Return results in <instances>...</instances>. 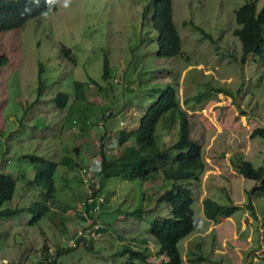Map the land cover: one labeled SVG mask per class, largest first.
Returning a JSON list of instances; mask_svg holds the SVG:
<instances>
[{"label":"rangeland","instance_id":"374dc122","mask_svg":"<svg viewBox=\"0 0 264 264\" xmlns=\"http://www.w3.org/2000/svg\"><path fill=\"white\" fill-rule=\"evenodd\" d=\"M152 1L68 0L65 5L57 0L56 9L0 31V175H11L16 183L13 197L0 210L23 208L0 216V256L12 263L51 264L57 250L68 244L62 237L69 238L84 220L78 166L59 164L53 177L55 199L48 202L55 214L29 223L27 207L40 199L41 189L26 184L34 170L23 156L53 161L66 156L75 165L86 164L92 146L99 159V136L105 132L103 142L110 144L121 128L138 127L148 107L171 85L178 89L190 136L202 146L205 161L198 181L179 182L192 191L196 223L178 243L182 264H264V195L252 192L258 182L232 167L236 159L264 166V137L250 136L264 127V58L249 55L242 63L241 43L233 34L239 27L235 10L246 0H172L181 51L171 58L157 56ZM250 1L257 11L264 6V0ZM59 93L68 96L63 108L53 100ZM170 115L165 113L156 129V141L163 146L178 137V116L173 127L162 125ZM172 183L160 171L153 178L107 179L97 216L103 228L93 249L77 247L54 264H126L125 246L147 248L157 259L150 222L170 216L159 197ZM204 198L237 210L215 223L204 216ZM139 207L140 215L134 212ZM196 244L203 259L189 263Z\"/></svg>","mask_w":264,"mask_h":264},{"label":"trees","instance_id":"16d2710c","mask_svg":"<svg viewBox=\"0 0 264 264\" xmlns=\"http://www.w3.org/2000/svg\"><path fill=\"white\" fill-rule=\"evenodd\" d=\"M152 2V26L157 33V56L175 57L180 54L181 39L173 22L172 0H153ZM56 4L57 0H0V31L17 29L23 26L27 20L56 9ZM146 12L147 8L144 9L143 14L145 15ZM235 20L239 27L233 30V34L241 43V62L244 63L249 55L263 59L264 6L257 11L256 5L252 1L246 0L235 10ZM61 51L69 53V49H65V47H62ZM0 60L2 61V58ZM103 77H108L107 58L104 61ZM76 85L83 86L81 82H76ZM53 100L63 108L68 96L65 93H59ZM167 112H170L171 119L162 121V125L168 129L173 127L172 122L178 116V137L172 144L163 146L156 141L155 134L159 121ZM110 116L108 113L105 118ZM102 128L104 127L102 126ZM250 136L264 137V127L254 129ZM106 137L105 132L99 136V140L102 141L101 151L98 152L101 170L98 172V181L94 184L95 196L101 195L107 179L111 177L128 180L150 175L153 178V175L160 171L164 179L173 181L172 186L165 189L159 197V200L168 204L170 216L150 222L151 235L158 242V250L155 253L158 260L151 258L147 248L133 249L130 246H125L122 247L121 253L129 256L126 264H137L134 261H138L140 264H182L183 257L180 254L178 243L196 229V223L192 208V191L188 186L179 182L198 181L205 170V161L202 155V146L190 136L188 117L180 107L178 89L168 85L142 115L138 127L135 129L121 128L116 137L109 138L113 142L106 143L107 145L103 142ZM114 143V146L109 147ZM87 151L91 157L97 155V151L93 154L92 146ZM173 152L174 155H172ZM23 157L28 160L34 170L33 178L27 180L26 184L41 189L40 199L32 201L27 207L28 212L32 214L29 223L35 224L44 216L51 217L55 214V210L48 202L55 199L56 186L53 177L58 165L65 164L69 169L78 166L77 179L81 182L80 170L85 164L75 165V162L66 156L59 161L49 160L35 154H26ZM232 167L243 177L258 182L252 192L264 195V166L255 168L248 160L236 159L232 160ZM65 182H68L67 178ZM15 186V179L11 175H0V206L11 200ZM95 204L96 201L85 206V210L90 216L97 217L99 212L92 211ZM202 204L204 216L215 223L222 218L230 217L237 210V206L222 205L211 198H204ZM248 206L252 208L251 204ZM22 209L18 207L3 209L0 210V216L16 215ZM90 209L91 212H89ZM142 211L143 209L139 207L134 212L140 215ZM97 219L99 221V217ZM101 230L102 228L100 232ZM62 238L63 241L68 239L67 236ZM96 239L89 234H84L77 240L75 246L67 244L57 250L50 263L54 264L60 255L77 249V247L93 249ZM200 249L201 246L196 244L194 258H191L193 251H189V263H196L203 259V256L197 253ZM13 263L16 264L15 261ZM17 264L20 263L17 262ZM36 264H45V262L39 261Z\"/></svg>","mask_w":264,"mask_h":264},{"label":"built area","instance_id":"2783aa9c","mask_svg":"<svg viewBox=\"0 0 264 264\" xmlns=\"http://www.w3.org/2000/svg\"><path fill=\"white\" fill-rule=\"evenodd\" d=\"M101 170L100 157L97 159L93 156L80 170L81 181L84 185L85 197L81 200V211L84 218L83 223L77 228L72 235L67 239L68 245L75 246L77 240L84 234H89L91 237L97 238L100 235V229L103 228L102 224L98 221L97 217L90 216L85 210V206L91 205L96 201L95 206L92 208L94 213L98 212L99 204L104 201L101 195H94V184L98 181V172ZM91 186V187H89ZM91 212V209L89 210ZM0 264H15L9 261L6 257L0 256Z\"/></svg>","mask_w":264,"mask_h":264},{"label":"clouds","instance_id":"9594fccd","mask_svg":"<svg viewBox=\"0 0 264 264\" xmlns=\"http://www.w3.org/2000/svg\"><path fill=\"white\" fill-rule=\"evenodd\" d=\"M64 4L66 5L68 3V0H63Z\"/></svg>","mask_w":264,"mask_h":264},{"label":"crops","instance_id":"0c3cea01","mask_svg":"<svg viewBox=\"0 0 264 264\" xmlns=\"http://www.w3.org/2000/svg\"><path fill=\"white\" fill-rule=\"evenodd\" d=\"M67 178V177H66Z\"/></svg>","mask_w":264,"mask_h":264}]
</instances>
